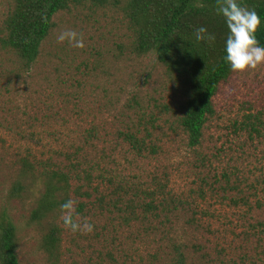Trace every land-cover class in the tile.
<instances>
[{"label":"rangeland","instance_id":"1","mask_svg":"<svg viewBox=\"0 0 264 264\" xmlns=\"http://www.w3.org/2000/svg\"><path fill=\"white\" fill-rule=\"evenodd\" d=\"M14 4L0 0V216L19 264H264V64L220 85L190 146L185 91L154 54L132 52L125 0L59 12L27 67L2 44ZM69 29L83 48L58 42ZM128 132L145 139L141 154ZM50 179L92 232H71L60 207L32 220Z\"/></svg>","mask_w":264,"mask_h":264},{"label":"trees","instance_id":"2","mask_svg":"<svg viewBox=\"0 0 264 264\" xmlns=\"http://www.w3.org/2000/svg\"><path fill=\"white\" fill-rule=\"evenodd\" d=\"M82 1L15 0L13 10L4 21L3 46L26 67L31 65L54 28V17ZM88 1L102 6L118 0ZM240 3L258 13L261 24L256 36L264 46V0H240ZM216 7L217 0H125L123 6L132 32V52L135 55L154 54L157 62L185 91L186 99L177 123L188 137L190 146L199 143L204 126L215 114L214 97L220 85L233 73L222 59L227 30L222 18L216 14ZM200 26L206 27L215 40L196 41L194 29ZM256 121L260 123L258 119ZM249 127L250 131L259 132L254 124ZM123 136L137 154L147 148L145 139L138 138L135 133L128 132ZM148 146L154 152L155 146ZM55 177L62 179L63 175L55 174ZM63 181L66 180L63 178ZM58 184L51 179L46 182L32 211V220H42L66 201L58 199L64 190V186ZM19 189L20 185L15 186L13 192L17 193ZM81 209L82 204H79L78 211ZM57 233L52 231L46 236V246H55ZM0 264H19L16 229L5 215L0 216ZM178 264L186 263L181 258Z\"/></svg>","mask_w":264,"mask_h":264},{"label":"clouds","instance_id":"3","mask_svg":"<svg viewBox=\"0 0 264 264\" xmlns=\"http://www.w3.org/2000/svg\"><path fill=\"white\" fill-rule=\"evenodd\" d=\"M216 14L222 18L226 26V38L223 45V61L235 73H243L264 64V46L257 39L256 32L261 19L255 9H249L240 0H217ZM196 41L212 42L215 36L207 28L200 26L194 29ZM58 42L67 40L76 48L84 47L81 34L75 30H64L57 36ZM77 201L67 199L60 204L61 219L71 232L90 233L94 225L84 218L82 222L76 220L79 213L76 210Z\"/></svg>","mask_w":264,"mask_h":264}]
</instances>
